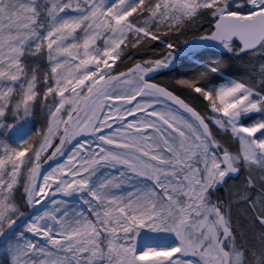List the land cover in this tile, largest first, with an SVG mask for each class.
Masks as SVG:
<instances>
[{
	"label": "snow or ice",
	"instance_id": "6c2138e0",
	"mask_svg": "<svg viewBox=\"0 0 264 264\" xmlns=\"http://www.w3.org/2000/svg\"><path fill=\"white\" fill-rule=\"evenodd\" d=\"M0 264H264V0H0Z\"/></svg>",
	"mask_w": 264,
	"mask_h": 264
}]
</instances>
